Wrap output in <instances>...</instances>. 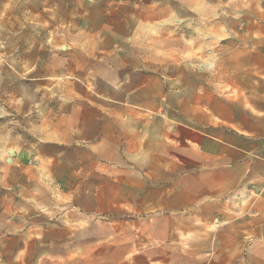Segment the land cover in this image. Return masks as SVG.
Wrapping results in <instances>:
<instances>
[{"label":"crops","instance_id":"0c3cea01","mask_svg":"<svg viewBox=\"0 0 264 264\" xmlns=\"http://www.w3.org/2000/svg\"><path fill=\"white\" fill-rule=\"evenodd\" d=\"M175 1L130 16V41L56 53L75 81L58 94L49 141L85 177H121L101 183L112 195L96 207L140 215L148 256L186 246L218 264H264V40L214 41L221 25L198 0ZM242 192L254 200L231 199Z\"/></svg>","mask_w":264,"mask_h":264},{"label":"rangeland","instance_id":"374dc122","mask_svg":"<svg viewBox=\"0 0 264 264\" xmlns=\"http://www.w3.org/2000/svg\"><path fill=\"white\" fill-rule=\"evenodd\" d=\"M160 1L0 0V264H218L186 256V246H165L167 256H148L140 215L122 206L96 207L112 195L98 191L101 183L110 188L121 177H85L76 162L57 159L49 141L51 111L63 102L58 94L75 81L53 63L56 53L68 43L130 41V16L177 4ZM196 3L221 25L214 41L264 40V0ZM110 24L123 31L112 34ZM254 197L242 192L231 199L242 205Z\"/></svg>","mask_w":264,"mask_h":264},{"label":"water","instance_id":"95a60500","mask_svg":"<svg viewBox=\"0 0 264 264\" xmlns=\"http://www.w3.org/2000/svg\"><path fill=\"white\" fill-rule=\"evenodd\" d=\"M11 154H13V152H11Z\"/></svg>","mask_w":264,"mask_h":264}]
</instances>
